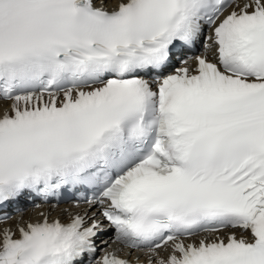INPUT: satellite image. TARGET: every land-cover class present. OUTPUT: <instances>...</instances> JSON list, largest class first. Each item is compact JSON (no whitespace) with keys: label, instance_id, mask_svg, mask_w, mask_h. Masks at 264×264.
<instances>
[{"label":"snow or ice","instance_id":"1","mask_svg":"<svg viewBox=\"0 0 264 264\" xmlns=\"http://www.w3.org/2000/svg\"><path fill=\"white\" fill-rule=\"evenodd\" d=\"M13 217L0 264H264V0H0Z\"/></svg>","mask_w":264,"mask_h":264},{"label":"bare ground","instance_id":"2","mask_svg":"<svg viewBox=\"0 0 264 264\" xmlns=\"http://www.w3.org/2000/svg\"><path fill=\"white\" fill-rule=\"evenodd\" d=\"M64 209H65V207H63L60 211H57V212L60 213L61 216H63L62 213H63ZM43 210H44V209H43ZM44 211H45V210H44ZM47 211H49V209H47ZM54 213H56V211H53V214H54Z\"/></svg>","mask_w":264,"mask_h":264}]
</instances>
